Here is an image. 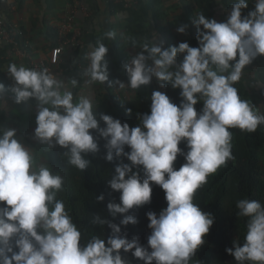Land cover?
<instances>
[{"label":"clouds","instance_id":"obj_1","mask_svg":"<svg viewBox=\"0 0 264 264\" xmlns=\"http://www.w3.org/2000/svg\"><path fill=\"white\" fill-rule=\"evenodd\" d=\"M248 6L249 0H235L223 21L200 12L191 20L196 47H165L156 34L139 45L132 40L140 51L123 65L126 83L109 80V47L99 41L90 47L86 85L138 90L155 78L161 88L179 89V104L154 90L150 111L138 114L136 126L98 112L90 93L74 97L76 79L66 82L47 68L8 66L12 84L6 89L0 83V99L7 91L18 105L35 101L33 139L64 150L67 163L81 171L91 164L86 157L100 155L103 141L100 158L114 165L107 187L119 197L107 202L106 217L91 215L90 223L106 228L107 235L82 242V231L57 198L64 178L36 164L15 128L0 129V264H189L215 219L193 202L194 195L234 159L229 129L253 133L264 125V114L234 87L246 66L264 57V0H254L244 14ZM188 28L178 24L176 32ZM153 186L164 193L166 207L145 213L149 234L141 244L125 229L138 223L133 212L151 203ZM104 200L103 193L96 197L97 203ZM236 207L246 218L243 243L234 240L225 252L236 264H264V203L244 198Z\"/></svg>","mask_w":264,"mask_h":264},{"label":"crops","instance_id":"obj_2","mask_svg":"<svg viewBox=\"0 0 264 264\" xmlns=\"http://www.w3.org/2000/svg\"><path fill=\"white\" fill-rule=\"evenodd\" d=\"M234 2L235 0H126L121 4H113L110 0H79L81 10L73 22L74 31L66 36V39H71L78 32V46L67 44L58 65L53 66L50 72L66 82L71 79L78 81L77 87L71 88L74 97L81 92L90 93L97 109L109 106L111 103L104 84H85L86 77L83 72L90 64L86 54L91 46H95L98 41L102 42L109 49H119L129 60L140 51L138 47L132 48L130 42L135 40L138 45L142 44L151 39L153 34L165 41V47L175 46L180 42H188L190 45L192 41H196V29L191 23L192 19L202 12L207 18L223 21ZM68 8L67 0H0V12L7 24L18 27L30 42L31 61L34 63L47 61L50 50L60 45L58 29L64 22ZM178 24L189 25L186 34L176 32ZM109 31L116 33L115 38L109 39L105 36ZM0 59L4 61L0 63V83L6 89L12 84L7 74L10 64H23L31 68L29 62L11 54L9 48L4 55H0ZM180 59L182 57L178 56L177 62ZM260 63L262 61L259 57L246 66L239 82L248 87L256 107L264 114V86L257 72ZM146 89L164 91L172 88L167 84L161 88L160 82L153 78ZM130 91L131 88L120 90L114 87L116 97L129 93L134 98ZM18 108L23 112L20 113ZM0 114L4 116L0 129L15 128L17 138L32 150L36 164L50 166V149L32 136L35 128V101L18 105L14 103L12 94L6 91L0 99Z\"/></svg>","mask_w":264,"mask_h":264},{"label":"trees","instance_id":"obj_3","mask_svg":"<svg viewBox=\"0 0 264 264\" xmlns=\"http://www.w3.org/2000/svg\"><path fill=\"white\" fill-rule=\"evenodd\" d=\"M252 8L253 4L249 0L248 9L244 14ZM190 45L196 47L197 41H192ZM0 46L2 56L8 47ZM260 59L262 63L258 65L257 72L264 86V57ZM107 60L109 80L119 79L126 83L127 78L123 65L128 62L127 58L115 48L109 49ZM0 63L4 61L0 59ZM114 87H109L107 83L104 84L111 104L101 106L97 111L111 115L121 122H127L130 126H136L138 114L150 111V97L153 91L147 90L146 87L138 90L131 89L130 92L134 94V98L124 100L114 95ZM234 87L238 89L241 99H246L255 105L245 84L238 82ZM161 92L166 93L172 102L179 104V89H167ZM201 106L202 104H197L195 107L199 110ZM128 109H131V114H127ZM18 111L23 112L21 108H18ZM2 120L4 116L0 114V122ZM229 131L233 134L231 151L234 159L227 161L215 174L209 176L207 183L194 195L193 202L198 204L203 211L213 214L215 219L205 237V244L192 257L189 264H236L233 257L225 252L226 248L232 246L234 240L243 243L246 218L238 215L236 204L244 198L264 203V169L261 165V159L264 158V125L258 126L253 133L239 129H229ZM100 144V155L86 157L91 160V164L84 171L69 165L67 157L62 154L64 150L59 147L48 151L50 167L64 178L62 191L57 194V198L64 202L65 210L82 231V242H86L92 235H107L106 228L104 230L90 223L91 215L99 213L106 217L108 215L107 202L110 200L118 202L119 197L118 193H112L107 187V180L112 175L114 165L100 158L104 151L103 141ZM182 163L183 159L178 158L176 166L179 167ZM101 193L104 194L105 200L97 203L96 197ZM164 207H166L164 193L158 186H153L151 203L133 212L138 223L129 225L125 229L129 237L137 236L141 244H146L149 230L145 213L153 211L158 214ZM129 258L131 259L130 256ZM132 264H137V261L133 260Z\"/></svg>","mask_w":264,"mask_h":264},{"label":"built area","instance_id":"obj_4","mask_svg":"<svg viewBox=\"0 0 264 264\" xmlns=\"http://www.w3.org/2000/svg\"><path fill=\"white\" fill-rule=\"evenodd\" d=\"M68 1V13L62 23L61 27L58 29L60 45L51 49L49 52V57L47 61L34 63L31 61V45L30 42L26 39L23 32L15 26L8 25L4 17L0 12V45L7 46L11 54L17 56L19 59L29 62L31 68L43 69L47 68L49 71L53 66L58 65L60 56L64 50V47L67 44L72 43L75 46H78L77 37L79 36L78 32H75V35L71 39H66V36L71 31H74L73 22L75 17L81 10L79 7V0H67ZM113 4H121L126 0H110ZM254 4V0H250Z\"/></svg>","mask_w":264,"mask_h":264},{"label":"rangeland","instance_id":"obj_5","mask_svg":"<svg viewBox=\"0 0 264 264\" xmlns=\"http://www.w3.org/2000/svg\"><path fill=\"white\" fill-rule=\"evenodd\" d=\"M123 94V96H122V98L124 99V100H131V99H133V95H130L129 93H127V94H125V93H122ZM261 165H262V168L264 169V158L262 157V159H261Z\"/></svg>","mask_w":264,"mask_h":264}]
</instances>
